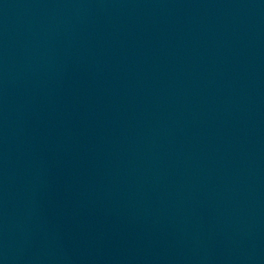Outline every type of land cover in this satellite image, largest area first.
<instances>
[{"label": "water", "instance_id": "95a60500", "mask_svg": "<svg viewBox=\"0 0 264 264\" xmlns=\"http://www.w3.org/2000/svg\"><path fill=\"white\" fill-rule=\"evenodd\" d=\"M0 264H264V0H0Z\"/></svg>", "mask_w": 264, "mask_h": 264}]
</instances>
